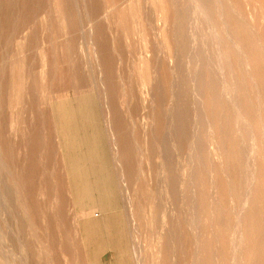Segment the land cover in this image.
I'll list each match as a JSON object with an SVG mask.
<instances>
[{
    "label": "rangeland",
    "instance_id": "obj_1",
    "mask_svg": "<svg viewBox=\"0 0 264 264\" xmlns=\"http://www.w3.org/2000/svg\"><path fill=\"white\" fill-rule=\"evenodd\" d=\"M3 1L0 119L3 138L13 149V156L12 160L5 156L0 140V264H163L164 237L179 218L188 219L196 213L202 224L210 221L184 199L188 188L195 201L201 188L195 183L188 187L194 164L188 151L177 150L171 131L176 113L172 95L178 74L172 70L170 93L159 82L153 83L155 94L151 85L138 81L141 68L133 78L132 65L140 56L146 57V48H162L157 36L155 39L145 32L157 13L154 2L158 0H70L78 23L76 29L69 27L70 31L67 21L60 30L47 3L42 14L22 27L19 38L14 32L25 13L22 0H12L11 12ZM116 10L134 12L132 34L119 27ZM96 29L104 31L115 59L117 101L134 152L136 179L131 182L119 162L117 129L103 94L101 40ZM69 42H73L70 60ZM52 51L59 58L58 64L52 63ZM13 60L25 66L21 73L24 94L18 101L14 96L19 86L11 82ZM56 68L62 70L57 77ZM51 83L56 88L64 86L62 93L54 94L59 98H50ZM132 87L133 98L122 95ZM161 93L165 96L162 117L169 123L162 141H167L173 163L176 198L174 191L170 193L161 154L164 144L156 123V96ZM32 135L41 141L37 158L40 172L35 179L38 220L15 184L27 164L26 141ZM212 159L214 164L222 163L218 156ZM215 190L210 186V205L218 201Z\"/></svg>",
    "mask_w": 264,
    "mask_h": 264
},
{
    "label": "bare ground",
    "instance_id": "obj_2",
    "mask_svg": "<svg viewBox=\"0 0 264 264\" xmlns=\"http://www.w3.org/2000/svg\"><path fill=\"white\" fill-rule=\"evenodd\" d=\"M47 1L22 0L23 20L13 31L17 38L22 27L26 28L31 19L42 14L48 4L60 30L66 21L68 29L77 28L70 0ZM3 2L7 12H11L12 0ZM155 4L157 13L145 32L152 33V38L157 36L162 48H146V57L140 56L132 65L133 78L141 68V78L136 76L138 81L151 85L155 94L157 87L153 83L159 82L170 93L172 70L178 74L172 95L176 113L171 131L177 150L188 151L194 164L188 187L195 183L201 188L195 201L188 188L184 199L210 221L202 224L196 213L188 219L179 218L164 237L162 262L171 264L174 259V264H264V0H158ZM97 13L94 15L98 16ZM114 15L119 18L122 31L132 34L134 12L116 10ZM96 30L101 40L98 47L105 85L103 94L117 129L119 162L131 182L136 179L134 152L117 101L115 59L104 31ZM66 47L70 60L73 42ZM55 62L59 63L56 55L52 63ZM12 67L11 82L19 86L14 96L18 101L23 99L21 73L25 66L22 61L13 60ZM55 71L56 77L62 73L57 68ZM48 88L50 98H59L54 94L65 90L64 86L56 88L52 83ZM122 95L133 98V87ZM164 97L162 93L156 96L159 104L156 123L161 141L169 125L162 117ZM0 122L2 150L12 160L13 149L3 138V119ZM26 142L28 161L15 178V184L25 195L27 209L38 220L35 179L40 172L37 158L41 141L32 135ZM165 142L162 141L161 154L170 180V193L174 191L176 198L173 163ZM214 155L222 163L214 164ZM210 186L218 193V201L212 205L207 202Z\"/></svg>",
    "mask_w": 264,
    "mask_h": 264
}]
</instances>
